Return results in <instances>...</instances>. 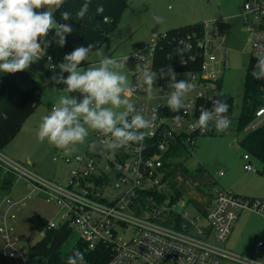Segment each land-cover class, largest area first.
<instances>
[{
	"label": "built area",
	"instance_id": "built-area-1",
	"mask_svg": "<svg viewBox=\"0 0 264 264\" xmlns=\"http://www.w3.org/2000/svg\"><path fill=\"white\" fill-rule=\"evenodd\" d=\"M240 16L251 35V56L264 55V0H247ZM159 33H154L149 43L132 58H141L142 67L134 72L141 84L128 90V97L137 111L151 121V127L141 129L144 139L140 143L113 152L107 147L111 134L96 131L100 142L94 151L78 152L67 147L56 149L54 161H62L70 168L66 184L50 181L25 165L0 154V164L26 180L32 192L41 194L49 203L59 208V219L49 220L51 226H68L79 233L87 248L100 245L111 249L105 264H264L255 259L233 253L225 243L244 211L264 216V197L244 196L229 189L217 190L212 205L206 213L192 214L188 200L175 199L170 180L164 168L166 152L180 137L195 144L202 136L228 132L233 126L218 132L214 124L208 130L197 127L201 108L210 109L225 68L221 54L226 34L221 20L204 22V36L199 40L203 48V62L199 72L176 73V80L189 81L194 88L183 98V107L173 111L168 99L175 90L170 76H161L153 68V55ZM39 42L43 48V41ZM44 49V48H43ZM53 70L62 61L50 53L42 55ZM144 70L157 74L151 95L143 83ZM264 89V78L260 79ZM211 98V99H210ZM135 114V113H133ZM181 120L176 121L175 117ZM264 121V105L247 130L256 129ZM119 126V125H118ZM245 168L254 169L251 155ZM222 171L220 175H223ZM162 196V198H161ZM146 200L143 204L142 200ZM0 206V257L5 263L32 264V258L13 224L26 201L7 199ZM142 208V209H141ZM141 209L139 212L137 210ZM175 215L182 218L181 229L175 225ZM264 250V240L257 243V251Z\"/></svg>",
	"mask_w": 264,
	"mask_h": 264
},
{
	"label": "rangeland",
	"instance_id": "rangeland-1",
	"mask_svg": "<svg viewBox=\"0 0 264 264\" xmlns=\"http://www.w3.org/2000/svg\"><path fill=\"white\" fill-rule=\"evenodd\" d=\"M246 1L131 0L117 29L107 34L101 47L90 52L87 60L80 65V68L86 69L89 66L98 67L100 60L105 56L121 61L128 57L124 68L116 70L126 74L128 90H130L135 85L142 83L137 76L143 64L142 59H133L132 56L150 42L154 33L164 32L169 28L189 23L222 21L226 34V41L221 51L225 64L222 90L236 98L233 126L228 132L202 136L195 144L188 146L189 159L185 163L187 169L180 167L173 175V180L184 191L183 198L185 200L191 198L195 202L202 203V197L200 198L197 192L201 191L200 188L205 189L207 193L230 188L241 195L264 196V164L251 156V164L254 169L245 168L247 161L244 159V154H248V151L241 146L240 140L248 130L245 133L235 130L242 105L245 74L251 57V35L245 29L243 19L239 15ZM170 5L171 10H169ZM56 6L57 4L53 3L45 8L36 9V11H45L48 8L53 13ZM157 16L161 17L162 21L158 22L155 19ZM55 23L57 21L54 19ZM46 38L49 42L47 47L51 48L54 54L59 55L63 46L61 47L56 42L59 39L56 36V30L51 29ZM28 70L44 85L41 102L27 118L16 137L7 147L0 150V154L25 165L50 181L66 184L71 176L70 168L62 161L53 160L57 147L50 144L47 139L41 142L37 134L42 118L50 113L53 104L58 101L60 96H71L80 101L84 98V94L79 90L72 93L63 91L67 85L57 83L52 79L54 75L58 76L61 73L59 65L50 70L49 62L43 57L32 63ZM134 72L138 74L136 75ZM62 75L67 78L70 73L65 71ZM127 98L131 102L128 95ZM114 110L119 112L122 109ZM96 131L89 129L85 143H77L69 145V147L78 152H85L89 150V146L93 142L95 148L106 146V143L100 142ZM221 171L225 172L224 176L220 175ZM209 178L217 183L211 186L204 184ZM9 198L26 201V205L18 213V218L12 222L19 230L27 247H31L43 236V233L32 223L33 215L37 214L49 220L58 221L59 219L58 206L47 202L41 194L32 192L24 178H18L9 192L0 193V206L5 208V202ZM187 208L192 214L200 212L193 201ZM78 240L79 233L73 231L65 249H70ZM259 240H264V216L245 211L236 222L229 239L223 245L235 254L264 263V250L257 251ZM0 260L3 264L4 259L0 258ZM10 262L12 261H9L8 264H12ZM31 263L42 264L37 259L31 260Z\"/></svg>",
	"mask_w": 264,
	"mask_h": 264
},
{
	"label": "clouds",
	"instance_id": "clouds-1",
	"mask_svg": "<svg viewBox=\"0 0 264 264\" xmlns=\"http://www.w3.org/2000/svg\"><path fill=\"white\" fill-rule=\"evenodd\" d=\"M53 3L59 5L62 0H0V72L14 74L28 69L32 63L38 61L44 54L39 40L41 37H47L51 29H55L56 36L59 37L56 42L61 47L64 46L65 34L73 31L72 26L54 24L53 13L48 8L45 11H36ZM88 8V3L83 4L77 16L84 18ZM103 11V5H99L97 12L103 13ZM61 17L67 21L72 18V14L63 11ZM155 19L158 22L162 21L159 16ZM48 44L49 42L45 40L44 47L46 48ZM93 47V44H88L86 47L79 46L66 54L65 62L59 65L61 73L52 77L57 83L67 85L63 91L72 93L79 90L84 94V98L78 101L75 97L60 96L39 125L37 135L41 142L47 139L58 149H64L69 145L85 143L91 129L111 134L112 139L107 147L115 152L132 142H142L145 133L140 130L151 127V121L146 119L142 112L137 111L127 98L126 74L116 70L124 68L128 57L121 61L105 56L100 60L98 67L80 68ZM190 49L191 45L185 43L183 48L175 51L182 57L183 53ZM181 62L183 63V60ZM65 71L70 73L67 78L62 75ZM159 73L162 77L170 76L174 81L170 86L175 90L168 99V106L178 112L183 107L184 96L194 88V85L185 80L177 81V74L172 67H169L167 72L161 69ZM251 74L256 80L264 78V55L257 57ZM156 78V73L144 70L142 79L147 85L145 90L149 95ZM114 109L122 110L117 112ZM228 110L229 104L226 100L220 98L212 100L211 110L201 108L197 127L203 131L208 130L210 124H214L218 132L227 130L231 125L230 117L227 115ZM175 119L179 122L181 117L177 116ZM95 147L93 142L89 150L94 151ZM67 264H86L84 253L75 249L68 257Z\"/></svg>",
	"mask_w": 264,
	"mask_h": 264
},
{
	"label": "trees",
	"instance_id": "trees-1",
	"mask_svg": "<svg viewBox=\"0 0 264 264\" xmlns=\"http://www.w3.org/2000/svg\"><path fill=\"white\" fill-rule=\"evenodd\" d=\"M85 3L89 4V8L85 17L81 19L77 13ZM129 3L130 0H62V3L54 10L53 17L57 23L70 24L73 31L65 34L66 43L59 55L54 54L48 47L46 49L43 43L45 52L64 61V56L79 46L86 47L88 44H93L92 51L99 49L104 37L119 26L121 17ZM99 5H103V13L97 12ZM63 11L70 12L72 18L67 21L63 20L61 17ZM203 36L204 22L189 23L159 32L153 55L154 70L159 73L161 69H164L167 72L168 68L172 67L175 73L199 72L203 62V48L199 45L198 39ZM185 43L190 44L191 49L185 51L181 57L175 50L183 48ZM256 62L257 58L251 56L245 74L242 105L235 124V130L239 133L247 131L248 125L256 118L257 110L264 105V89L260 81L251 74ZM222 87L223 77L218 79V86L212 100L217 98L226 100L229 104L227 115L233 119L236 98L223 91ZM43 91V83L35 78L28 69L14 74L0 72V150L7 147L20 132L27 118L40 104ZM218 94L222 95L218 96ZM212 100L209 103L210 109ZM240 144L251 156L264 164V121L256 129L248 130L241 138ZM187 159H189L188 144L178 137L166 152L164 168L167 177L172 179L180 167L186 170ZM17 180L18 176L14 171L5 169L0 164V193L9 192ZM170 183L172 192H175L174 200L183 198L184 194L176 181L170 180ZM142 202L143 204L147 203L145 199ZM31 219L43 236L31 245L29 252L32 258L42 264H67L68 257L75 249L84 253L86 264H105L111 257L110 248L100 245L90 249L80 239L67 250L65 245L72 234L68 226L62 224L51 226L49 219L37 214L33 215ZM181 221L182 218L175 215L177 228L181 229Z\"/></svg>",
	"mask_w": 264,
	"mask_h": 264
},
{
	"label": "crops",
	"instance_id": "crops-1",
	"mask_svg": "<svg viewBox=\"0 0 264 264\" xmlns=\"http://www.w3.org/2000/svg\"><path fill=\"white\" fill-rule=\"evenodd\" d=\"M130 2H131V0H130ZM130 4V3H129ZM58 6V5H57ZM56 6V7H57ZM56 7H55V9H56ZM239 15H240V13H239ZM42 41H43V43L45 42V40L47 39L46 37H41L40 38ZM49 48V47H48ZM51 49V48H50ZM234 144H235V142H234ZM245 155V154H244ZM246 160V159H245ZM247 162H248V160H246ZM222 172V171H221ZM220 172V173H221ZM225 175V172H224V174L222 175V176H224ZM203 181V180H202ZM204 182H205V180H204ZM217 182L215 181V180H213V179H211V178H209L208 180H207V182H205L204 184H209L210 186L211 185H213V184H216ZM179 184V183H178ZM199 186V185H198ZM200 187V186H199ZM198 187V188H199ZM179 188H180V186H179ZM181 189V188H180ZM229 190H232V191H234L233 189H230L229 188ZM183 192V194H184V191H182ZM198 192V194L200 195V198L202 199L201 201H202V203H198V202H195L194 200H192L191 198H189L188 199V201H189V203L191 204V201H193L194 203H195V205L197 206V208H198V210L200 211V213H206L209 209H210V207H211V205H212V200H213V197H214V193H211V192H206L205 191V189H201V191L200 190H198L197 191ZM235 192V191H234ZM235 193H237V192H235ZM237 194H239V193H237ZM185 195V194H184ZM241 195V194H240ZM244 196H247V195H244ZM253 197H264V196H253ZM198 201H200V200H198ZM245 212V211H244ZM244 212H242V213H244ZM241 213V214H242ZM250 213H255V212H250ZM256 214H258V213H256ZM260 215V214H259ZM241 216V215H240ZM240 218V217H239ZM239 220V219H238ZM1 258V257H0ZM2 259V258H1ZM2 263V261L0 260V264ZM5 263V261L3 262V264Z\"/></svg>",
	"mask_w": 264,
	"mask_h": 264
}]
</instances>
